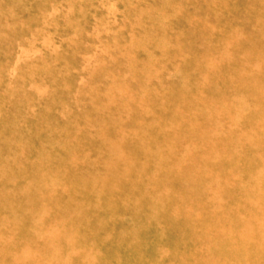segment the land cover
Returning <instances> with one entry per match:
<instances>
[{"label":"rangeland","instance_id":"1","mask_svg":"<svg viewBox=\"0 0 264 264\" xmlns=\"http://www.w3.org/2000/svg\"><path fill=\"white\" fill-rule=\"evenodd\" d=\"M0 264H264V0H0Z\"/></svg>","mask_w":264,"mask_h":264}]
</instances>
